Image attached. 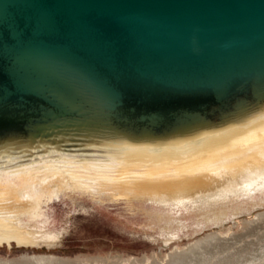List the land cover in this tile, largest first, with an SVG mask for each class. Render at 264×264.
I'll return each mask as SVG.
<instances>
[{
	"label": "water",
	"instance_id": "obj_1",
	"mask_svg": "<svg viewBox=\"0 0 264 264\" xmlns=\"http://www.w3.org/2000/svg\"><path fill=\"white\" fill-rule=\"evenodd\" d=\"M262 115L264 0H0V155L182 146Z\"/></svg>",
	"mask_w": 264,
	"mask_h": 264
},
{
	"label": "bare ground",
	"instance_id": "obj_2",
	"mask_svg": "<svg viewBox=\"0 0 264 264\" xmlns=\"http://www.w3.org/2000/svg\"><path fill=\"white\" fill-rule=\"evenodd\" d=\"M57 199L66 201L62 211L52 205ZM117 203L125 205L116 208L126 222L139 220L150 229L144 235L158 232L164 241L264 205V115L182 146L97 157L49 148L26 162L0 155V243L61 244L79 214ZM107 221L120 233L139 234L123 219Z\"/></svg>",
	"mask_w": 264,
	"mask_h": 264
},
{
	"label": "rangeland",
	"instance_id": "obj_3",
	"mask_svg": "<svg viewBox=\"0 0 264 264\" xmlns=\"http://www.w3.org/2000/svg\"><path fill=\"white\" fill-rule=\"evenodd\" d=\"M65 203L57 199L52 205L62 211ZM111 206L95 208L93 216L79 214L74 220L78 225L70 224L61 244L25 245L14 239L11 244L0 243V264H264V214L258 216L264 205L170 241L158 232L154 237L144 235L151 232L139 220L126 222L116 208L123 209L124 204ZM113 218L123 219L139 234L114 230L107 221Z\"/></svg>",
	"mask_w": 264,
	"mask_h": 264
}]
</instances>
